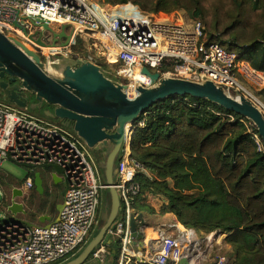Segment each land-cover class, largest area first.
<instances>
[{"label": "built area", "instance_id": "2783aa9c", "mask_svg": "<svg viewBox=\"0 0 264 264\" xmlns=\"http://www.w3.org/2000/svg\"><path fill=\"white\" fill-rule=\"evenodd\" d=\"M15 22L26 32L15 27ZM44 23L69 29L68 44L39 46L37 33L43 31ZM0 32L20 38L43 59H52L51 65H56L54 61L59 57L83 60L73 57L75 40L82 35L94 41L93 47L100 49L99 55L107 64L120 65L117 75L130 81L131 87L137 73L143 77L137 84L151 85L150 78L143 74L148 68L168 77L212 81L233 97L244 96L264 112V105L250 96L241 81L250 80L264 88V71L255 70L239 53L209 41L201 23H190L181 15L175 20L173 14H148L131 3L111 6L103 0H0ZM140 126L144 124L136 127ZM130 127L126 129L115 183L122 212L109 231L121 244L119 264H131L135 257L129 247L134 239L130 221L139 214L135 200L141 194V185L135 179L141 171L149 174L132 157ZM256 139L261 150V142ZM6 162L31 170L59 166L63 173L58 177L66 182L67 194L59 221L49 226H12L0 234V264H55L73 254L89 237L97 221L101 191L108 189L87 145L63 124L0 100V168ZM25 187H34L32 178L26 179ZM158 242V251L148 257L149 264H178L190 257L183 236L160 233ZM105 251L106 247L101 246L93 256L102 258ZM214 264H226V260Z\"/></svg>", "mask_w": 264, "mask_h": 264}, {"label": "trees", "instance_id": "16d2710c", "mask_svg": "<svg viewBox=\"0 0 264 264\" xmlns=\"http://www.w3.org/2000/svg\"><path fill=\"white\" fill-rule=\"evenodd\" d=\"M103 1L111 6L131 3L145 9L155 4L154 12L183 10L189 17L203 21L211 11L216 32L224 13V20L230 22L226 32L234 31V38L222 39L224 33L205 37L229 51L243 50L241 58L255 70L264 71V25L256 30L249 46L240 44L238 35L240 29L251 27L252 10L256 21L264 24V0ZM86 44L93 47L95 43L85 36H77L73 45L74 58L83 59L78 49ZM97 65L103 71L110 66L107 63ZM261 94L264 95V91ZM140 123L144 126L138 127L133 137L132 157L149 174L141 171L135 179L141 185V194L135 200L136 211H150L145 203L146 195L160 193L167 197L162 212L174 214L183 227L228 234L227 243L236 255L232 264H264V142L254 124L222 107L190 96H176L156 104L139 119ZM103 178L105 180V176ZM101 209L100 203L98 217ZM98 217L86 242L55 264H67L83 252L101 230L97 227ZM110 247L115 250L112 255L118 261L120 241L114 240Z\"/></svg>", "mask_w": 264, "mask_h": 264}, {"label": "water", "instance_id": "95a60500", "mask_svg": "<svg viewBox=\"0 0 264 264\" xmlns=\"http://www.w3.org/2000/svg\"><path fill=\"white\" fill-rule=\"evenodd\" d=\"M28 20L35 27H40L32 19ZM15 27L26 32V28L17 22ZM42 28L43 31L37 33V44L47 47L43 40L44 33L51 32L52 29L49 23H44ZM66 31L67 28L63 26L61 33L54 34L53 46L57 45L59 39L66 40L65 46L68 44L71 37ZM64 59L67 61L62 63L63 70L54 74L43 62L42 56L20 38L0 32V100L20 109L42 110L45 118L59 120L64 126L72 128L89 149L103 152L105 158L100 168L104 170L111 196L106 224L83 252L67 264H85L99 247H110L113 244L114 239L109 231L122 212L115 183L126 129L127 126H132L130 130H133V138L139 119L156 104L176 96L206 100L251 121L264 142V112L261 108L244 96L233 97L212 81L200 83L168 77L145 68L143 74L150 78L151 85L145 87L137 84L135 95L132 96L128 85L109 78L93 61ZM45 106L48 108L45 109ZM47 169L54 171L52 179L56 185L62 183L58 175L63 170L59 166ZM34 183L38 190H43L44 182L40 173L35 174ZM66 194L67 189L63 196ZM23 196V189L15 188L11 200H7L6 204H1L0 201V234L12 226L34 227L30 220L36 218L37 211L35 208L26 209L24 204L17 201ZM63 209L64 204L58 206L59 215ZM59 215L56 221L60 220ZM47 221H51L49 215L39 218L42 224ZM147 229L148 224L143 214L132 216L130 231L134 239L143 241ZM178 264L192 263L189 258L184 257Z\"/></svg>", "mask_w": 264, "mask_h": 264}, {"label": "rangeland", "instance_id": "374dc122", "mask_svg": "<svg viewBox=\"0 0 264 264\" xmlns=\"http://www.w3.org/2000/svg\"><path fill=\"white\" fill-rule=\"evenodd\" d=\"M92 1L98 2L101 0H92ZM209 3H212V2H209ZM143 5L146 6L145 4H143ZM154 5L148 6L147 9H145L143 6H139V7L148 14H155L157 12H154V8H155ZM207 7H209V6H207ZM166 14H173L175 20L179 17V15H181V16L185 17L188 20V22H190V23H193V22L201 23L203 26V30H205V33H206L204 35L207 38H210L211 35L216 36V35H219L222 33H224L222 35L223 36L222 39L234 38V31L226 32V28L230 22L224 20V13L221 14V20H222L221 23L219 25H217L218 32L215 31L216 30L215 29L216 23H215L214 13L211 11H209V13H207L205 21L193 19V18L189 17L188 14L183 10H180L177 12H172V13H166ZM250 22H251V27L249 29H247V28L246 29H240V30L238 29L241 32V33H238V35H240L239 42H240V44H244L243 46H249L251 43H253L252 39L256 35V30L260 27H263V25H264L263 22H261V21L257 22L256 21V15L253 12V10L250 11ZM24 24H27V23L24 21ZM51 29H52L51 32H49V31L45 32V35L43 38V40L49 45H53L54 39H55L54 34H59L61 27L52 25ZM67 31H68V33H70L69 29H67ZM65 41H66L65 39L59 40L57 42V46H62ZM78 50H79L78 52L83 57L84 61L85 60H92L96 64H98V63L102 64V65L106 64V60L104 58L100 57V55H99L100 49H97L95 47H91V45L86 44L85 46L83 45V47H80ZM88 52H89V54H88ZM46 53H47V51H46ZM238 53L243 54L244 51L241 50ZM68 58L72 59L71 57H68ZM50 60H52V59L45 57L43 59V62L49 67L50 70H52V73H54V74H59L64 68V65L62 63L67 61L66 59H64V57L56 58V60L54 61V64H56V65L54 66V65H51ZM119 69H120V65H112V66H109V69L104 70V72L111 79L122 82L125 85H128L129 89H130L131 88V82L124 80V79H120L118 77L117 72ZM114 76L117 78H115ZM139 79H143V77L137 75L135 80L139 81ZM241 81L243 83V86L248 90V93L250 94V96L257 101H260L264 105V95L261 94L262 91H264V88L256 85L255 83H253L250 80L241 79ZM23 111H26L27 113H30V114L35 115L37 117L45 118L42 110H38V109H36V110H31V109L24 110L23 109ZM222 116H224V115H222ZM45 119L49 120L53 123H56L58 125H62V122H60L59 120H53V119H48V118H45ZM231 120H234V118H232ZM136 126H138V125H136ZM89 151H90L95 163L99 164V166L102 165L103 161H105V158L103 157V153L96 151V150H93V149H89ZM100 169H101L102 177H104V170L102 168H100ZM34 172L35 173H41V175L43 176L44 183H45V185L50 187V189L54 195L55 201L57 203L64 202L63 191L66 189V182L63 181L62 183L56 185L52 179L53 170L47 172L46 169L43 167L37 168L36 170H31V169L24 168V167H22L16 163H13V162H6L2 166V168H0V183H1L0 185L4 186V188H5L6 199L11 200L12 195H13V190L18 186L19 187L21 186V188L24 189L25 193H30L32 190L29 188H26L24 186V180L27 177L31 176V174ZM103 181H105L104 178H103ZM2 191H3L2 188H0V198H1ZM109 194H110V192L108 189H104L101 191L100 203L102 204V209H101V212H100L99 217H98V226H97L98 229H102L104 227V225L106 224V220L108 218L109 212H110L111 206H109ZM20 199L21 198H18L17 201ZM41 213H43V212L41 210L37 209L36 218L31 219L30 221L36 225L43 226V224H41L39 222V218L41 217L39 215ZM48 214H49V216L52 217V220L56 219L58 217V212H56V211L50 212ZM148 214L152 215L153 213L148 212ZM20 217H22V216H20ZM188 230H190V231L194 230L196 235H198V241H199L198 247L199 248L197 247V249H196L197 245H191L190 244L187 246V243H186V247H187L189 252L191 249L195 248L197 255L201 256L200 258H205V264H214L215 262H217L218 260H220L222 258H224L226 260V264H232V262L236 259V255H235V252H234L232 246L227 243L228 234L222 233L220 231L213 232V233H206V232L198 231L195 229H188ZM193 234H191V235L193 236ZM167 235L172 236V237H177V235L182 236L177 231H173L171 233H168ZM155 236L158 237L157 234ZM143 243H144V241H142V240L137 241L136 239H132L129 247L134 246V245H142ZM107 248L108 247H106V251L102 257H108V258L110 257L108 255ZM190 255H191V253H190ZM85 264H110V263H108L107 258H105L103 260L102 258H94V256H91ZM115 264H119V261H115Z\"/></svg>", "mask_w": 264, "mask_h": 264}, {"label": "crops", "instance_id": "0c3cea01", "mask_svg": "<svg viewBox=\"0 0 264 264\" xmlns=\"http://www.w3.org/2000/svg\"><path fill=\"white\" fill-rule=\"evenodd\" d=\"M35 174L36 173L34 172L31 174V176L27 178H32L34 181ZM16 188H20V187H16ZM44 191H45V183H44V188L42 191L38 190V188L35 186V190L32 189L30 193L24 192V196L20 200H18V202L24 204L26 206V209H29L30 206H28L27 202L25 201L29 200L30 198L37 197L38 194L43 195ZM145 198H146L145 203L148 206H150L151 210L142 212L141 214L144 215L145 221L148 224V229L145 231V237L143 240L144 243L142 245H134L130 247V251L135 254V257L133 258V261L131 264H149L147 262L148 257H150L151 255H153L154 253L158 251L157 247L159 246L158 239H159L160 233H164L165 235H167L168 233L177 231L179 232L180 235H182L185 238V243H188L191 241L190 244L197 245L196 246V249H197L199 241H198V235H196L195 231L194 230L190 231L184 228L179 223V221L177 220L174 214L162 212L163 207L167 205V198L164 195L160 193H149L146 195ZM148 212H152L153 214L149 215ZM42 215H49V214L44 212V213H41L39 216H42ZM56 219L52 220V217H51V221H47L43 223V226L51 225L54 221H56ZM33 225L39 226L34 223ZM156 234L158 235V237H155ZM191 234H193V236ZM187 238L188 240H186ZM107 250H108V255L110 257L109 258L102 257V259L104 260L105 258H107L108 263L115 264V258L112 255V254H115V250L112 247H108ZM112 250L114 251L111 252ZM190 251H191V255L189 259L193 264H205V258H200L201 256L197 255L195 248L191 249Z\"/></svg>", "mask_w": 264, "mask_h": 264}, {"label": "flooded vegetation", "instance_id": "af4514ba", "mask_svg": "<svg viewBox=\"0 0 264 264\" xmlns=\"http://www.w3.org/2000/svg\"><path fill=\"white\" fill-rule=\"evenodd\" d=\"M48 107L45 106V109H47ZM63 124V122H62ZM103 153V152H102ZM46 169V168H45ZM47 172L51 171V170H48L46 169ZM41 174V173H40ZM42 176V175H41ZM42 179H43V176H42ZM44 182V180H43ZM25 186V185H24ZM19 187V186H18ZM0 188H2V193H1V198H0V201H1V204H6L7 202V199H6V193H5V188L4 186L0 185ZM21 188V186H20ZM35 190V184H34V187L31 188V190ZM66 190V189H65ZM64 190V191H65ZM63 191V193H64ZM36 196V195H35ZM37 200H36V199ZM64 200H65V197H64ZM27 202V205L30 206V208H36V211L37 209L41 210L43 213H50V212H58V206L59 205H62L64 204V202L62 203H57L55 201V198H54V195L50 189V187H48L47 185H45V191H44V194L43 195H37V197H34V198H30L29 200H26ZM58 215H59V212H58Z\"/></svg>", "mask_w": 264, "mask_h": 264}, {"label": "bare ground", "instance_id": "6f19581e", "mask_svg": "<svg viewBox=\"0 0 264 264\" xmlns=\"http://www.w3.org/2000/svg\"><path fill=\"white\" fill-rule=\"evenodd\" d=\"M137 75L142 77V75H141L140 73H137ZM135 79H136V78H135ZM137 83H138V80H134V82H133V86L129 89V93H134V92H135V88H136ZM191 233H192V232H191ZM152 237H153V236H152ZM155 237H156V236H155ZM153 238H154V237H153Z\"/></svg>", "mask_w": 264, "mask_h": 264}]
</instances>
